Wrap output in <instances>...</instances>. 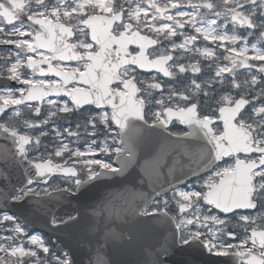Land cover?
<instances>
[{
	"label": "snow or ice",
	"instance_id": "1",
	"mask_svg": "<svg viewBox=\"0 0 264 264\" xmlns=\"http://www.w3.org/2000/svg\"><path fill=\"white\" fill-rule=\"evenodd\" d=\"M0 49V264H83L32 234L26 206L133 165L151 189L133 214L170 224L171 247L264 264V0H0ZM146 133L200 148L186 165L141 157Z\"/></svg>",
	"mask_w": 264,
	"mask_h": 264
},
{
	"label": "water",
	"instance_id": "2",
	"mask_svg": "<svg viewBox=\"0 0 264 264\" xmlns=\"http://www.w3.org/2000/svg\"><path fill=\"white\" fill-rule=\"evenodd\" d=\"M156 145L152 139H146L142 143V150L145 152L158 151L155 149ZM196 153L197 149L194 146H185V159L179 164L186 165L189 157ZM142 180L135 177L129 178L122 185L119 199H111L96 206L97 211L104 208L105 212L102 216L95 215L97 222L94 229L87 227V237L85 221L80 220L69 231L67 228L62 230L64 234L59 235L60 239L64 240L65 245L71 248L76 258L82 260L83 264H89V255L94 263L99 258L107 264H152L156 252L169 248L166 256L171 258V253L178 251L177 248L171 247L172 227L170 224L151 218L142 219L133 214L134 209L143 207L141 200L133 199V193L147 194L151 191L148 183L144 182L146 179ZM75 202H67V207L77 208ZM14 211L18 210L14 209ZM25 212L33 227L36 229L44 227L39 225L46 216L43 213H37L34 205L29 206L28 204ZM181 251L176 256L178 259L175 257L177 260L174 263L176 264H185V262L212 264V260H209L207 254L201 249L187 248ZM164 261L167 263L169 260Z\"/></svg>",
	"mask_w": 264,
	"mask_h": 264
},
{
	"label": "flooded vegetation",
	"instance_id": "3",
	"mask_svg": "<svg viewBox=\"0 0 264 264\" xmlns=\"http://www.w3.org/2000/svg\"><path fill=\"white\" fill-rule=\"evenodd\" d=\"M252 42H256V41L253 40Z\"/></svg>",
	"mask_w": 264,
	"mask_h": 264
},
{
	"label": "rangeland",
	"instance_id": "4",
	"mask_svg": "<svg viewBox=\"0 0 264 264\" xmlns=\"http://www.w3.org/2000/svg\"><path fill=\"white\" fill-rule=\"evenodd\" d=\"M42 236V235H41ZM44 237V236H43Z\"/></svg>",
	"mask_w": 264,
	"mask_h": 264
}]
</instances>
